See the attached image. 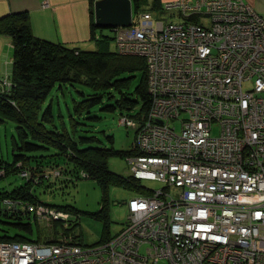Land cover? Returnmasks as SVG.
<instances>
[{
	"label": "built area",
	"instance_id": "built-area-1",
	"mask_svg": "<svg viewBox=\"0 0 264 264\" xmlns=\"http://www.w3.org/2000/svg\"><path fill=\"white\" fill-rule=\"evenodd\" d=\"M114 33L144 58L152 98L144 123L120 121L137 130L130 172L165 187L131 199L109 240L0 242V264H264V17L245 0H175Z\"/></svg>",
	"mask_w": 264,
	"mask_h": 264
},
{
	"label": "trees",
	"instance_id": "trees-1",
	"mask_svg": "<svg viewBox=\"0 0 264 264\" xmlns=\"http://www.w3.org/2000/svg\"><path fill=\"white\" fill-rule=\"evenodd\" d=\"M144 3V0H133L135 19L148 11ZM160 6L154 3L152 11L161 13L163 7ZM97 32L101 34L99 37ZM0 34L10 36L14 45L12 78L8 85L0 81V86L4 87L0 88V123L11 119L16 124L13 158L12 161L0 160L5 165L1 167L0 180L14 175L25 180L12 191L0 192V217L15 219L17 222L8 224L32 233L31 224L21 221L24 215L28 217L31 214L20 211V205L26 209L29 205L52 207L37 199L35 187L52 176L63 177L66 181L68 174H82L95 180L104 191L103 208L90 214L102 223L100 241L109 240L113 236L107 210L109 188L123 186L137 195H147L149 189L131 175L121 176L109 167L110 157L138 155L136 140L129 151H120L113 146L101 147L94 129L97 121L102 119V112L121 111L127 113L123 118L140 123L146 120L152 98L144 58L123 56L112 51L115 33L112 36L98 29L93 13L92 39L101 46L97 50L86 51L37 38L27 12L1 18ZM69 87L78 89L81 99H75L73 107L67 105L65 114L60 104L55 107L51 95L53 91H60L65 96V89ZM108 141L114 144L113 137H108ZM8 201L15 206H8ZM56 209L70 212L68 208ZM75 216V225L69 224L73 231L81 219L78 211H75ZM34 220L40 225L37 216ZM0 223H3L1 219ZM74 235L80 241L81 234ZM50 239L51 234L46 240ZM25 240L28 239L19 235H0V242Z\"/></svg>",
	"mask_w": 264,
	"mask_h": 264
},
{
	"label": "rangeland",
	"instance_id": "rangeland-1",
	"mask_svg": "<svg viewBox=\"0 0 264 264\" xmlns=\"http://www.w3.org/2000/svg\"><path fill=\"white\" fill-rule=\"evenodd\" d=\"M146 9V8H145ZM179 19V18H178ZM180 20V19H179ZM101 30V29H100ZM105 32L112 33L109 30ZM97 47H101L97 45ZM112 49L113 45H112ZM116 50V47H115ZM117 51V50H116ZM120 55L130 56L127 54L120 53ZM81 89V88H80ZM65 96L60 91H53L51 99H54L55 107L57 108L60 104L64 113H67V105L70 107L74 106V100L81 99L78 89L67 88L65 89ZM127 113L117 111L115 113H101V120L97 121L94 129V135L99 138L101 147H114L120 151H129L132 149L136 140V129L129 128L125 125L120 124L123 119L122 116H126ZM16 134V124L11 120H6L4 123H0V160L12 161L14 151V135ZM218 131L214 132L217 135ZM108 137L114 138V144H110ZM110 170L124 177H128L130 173L129 163L126 157L115 156L109 158ZM2 166L4 163H0V174L3 171ZM18 166H21L20 164ZM67 166L63 168L66 169ZM71 167V166H70ZM72 168V167H71ZM65 173H63L64 176ZM53 175V174H52ZM69 175V176H68ZM66 181L63 177L52 176L42 185L36 186L34 194L37 199L52 207H63L68 208L72 215L71 221L75 219V211L80 213L81 219L79 226L74 231L70 228L71 225L67 226L62 220H49L43 221V225H38L34 220V216L24 215L22 222H29L32 227V233L19 230L18 228L9 225L8 223L17 222L15 219L7 218L5 216L0 217L3 223H0V235H19L30 241L46 242L47 235L53 232V226L57 225L58 230L62 233L73 232L74 234H81L80 242L84 245L90 246L97 244L102 237L103 226L102 223L95 220L90 213L99 212L104 206V191L102 187L93 179L86 178L84 175L73 173L68 174ZM25 183V180L18 175L9 176L0 180V192L12 191L18 186ZM143 186L149 190H160L165 187L163 182L159 181H143ZM135 191V190H133ZM108 203L107 210L110 216V233L114 235L117 233L127 222L129 216L128 202L137 194L131 192L129 189L123 186H111L108 191ZM20 211L24 213L27 211L26 207L20 205ZM65 211V210H64ZM69 212V211H67ZM42 216V215H41ZM7 223V224H5ZM51 223V226L49 224ZM42 224V223H41ZM68 224V223H67ZM75 225L74 223H69ZM69 228V229H68Z\"/></svg>",
	"mask_w": 264,
	"mask_h": 264
},
{
	"label": "crops",
	"instance_id": "crops-1",
	"mask_svg": "<svg viewBox=\"0 0 264 264\" xmlns=\"http://www.w3.org/2000/svg\"><path fill=\"white\" fill-rule=\"evenodd\" d=\"M96 1L98 0H0V19L10 14L27 12L37 38L81 50H97L98 43L92 39V13ZM172 1L175 0H144V8L152 11L154 3L160 4L161 8ZM245 1L264 17V0ZM100 35L97 32V36ZM115 47L113 42L110 49L116 51ZM13 56L12 38L0 34V81L7 79L10 82Z\"/></svg>",
	"mask_w": 264,
	"mask_h": 264
},
{
	"label": "water",
	"instance_id": "water-1",
	"mask_svg": "<svg viewBox=\"0 0 264 264\" xmlns=\"http://www.w3.org/2000/svg\"><path fill=\"white\" fill-rule=\"evenodd\" d=\"M133 10V0H98L93 10L95 25L101 30L130 27Z\"/></svg>",
	"mask_w": 264,
	"mask_h": 264
},
{
	"label": "bare ground",
	"instance_id": "bare-ground-1",
	"mask_svg": "<svg viewBox=\"0 0 264 264\" xmlns=\"http://www.w3.org/2000/svg\"><path fill=\"white\" fill-rule=\"evenodd\" d=\"M133 20H134V16H133ZM3 81V83L5 84V85H8L10 82L9 81H7V79H3L2 80ZM147 118H148V116H147ZM147 118H146V120H147ZM123 119H126V118H123ZM128 120H132V121H135V122H137V123H139V124H142V123H144L146 120H144L143 122H138V121H136V120H133V119H128ZM129 128H134V127H129ZM136 134H137V130H136ZM139 151V150H138ZM131 173V172H130ZM131 175V177H133L132 176V174H130ZM134 178V177H133ZM136 180V179H135ZM139 182H143V181H139ZM149 191H151V190H149ZM150 194V193H149ZM149 194H147V195H137V196H134L133 198H136V197H141V196H148ZM132 198V199H133ZM37 207H40V206H37ZM56 209V208H55ZM29 214H31V215H34V216H37V218H38V222H39V224L40 225H42L43 227H45L43 224V221H46L45 219L46 218H44L43 216H40L39 214H37V213H31V212H28ZM61 213H63L65 216H66V218L64 219V220H62V221H64V222H66V223H75V221H71L70 220V218H72V215H71V213L70 212H67V211H64V210H61ZM49 218V220H54V221H56V220H59V219H56L54 216H51V217H48ZM75 218H77V217H75ZM128 220V219H127ZM80 222V220L78 221V223ZM42 223V224H41ZM65 223V224H66ZM49 226H51V223L49 224ZM53 232L51 233V241H46V242H40V243H57V242H59V240L61 239V238H63L64 236H65V233L64 232H60L59 230H58V226L57 225H54L53 226ZM57 230V231H56ZM47 238V237H46ZM13 242H32V243H34V242H37V241H29V240H25V241H13ZM39 242V241H38Z\"/></svg>",
	"mask_w": 264,
	"mask_h": 264
}]
</instances>
